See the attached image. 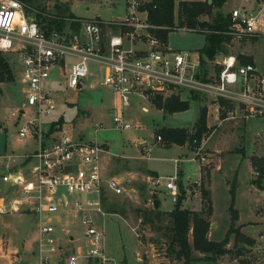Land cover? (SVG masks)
I'll use <instances>...</instances> for the list:
<instances>
[{
	"label": "built area",
	"instance_id": "1",
	"mask_svg": "<svg viewBox=\"0 0 264 264\" xmlns=\"http://www.w3.org/2000/svg\"><path fill=\"white\" fill-rule=\"evenodd\" d=\"M145 4L144 0H130L125 17L119 21L74 18L62 30L46 33L20 0H0V52L16 53L21 64L25 103L15 112L18 133L38 143L34 152L4 156L23 160L6 163L2 182L18 194L11 199L0 194V214L37 215V264L109 261L105 229L96 224L92 213L105 215V189L120 195L124 187L114 176L105 178L107 145L75 139L59 128L56 133H44V119L58 108L56 93L64 91V84L73 91L81 90L93 65L104 71L103 84L120 95V106L113 114L119 129L132 126L126 112L135 97L151 102L155 95L181 96L185 91L213 101L220 122L264 117V73L254 63L241 64L237 55L222 54L214 69L202 71L201 56L172 50L154 34L156 26L149 21ZM73 22H79V28H74ZM262 29L260 13L243 8L232 11L228 33L233 37L253 36ZM150 152L151 147L146 149ZM193 153L190 161H207L203 143ZM181 161L175 159L176 165ZM148 182L153 189H167L173 202L178 201V170L171 176L150 175ZM83 193H96V198L85 200L80 197ZM79 225L82 241L75 243L71 227ZM254 246L260 254L257 264H264V230L254 239ZM12 254L19 255V250H12Z\"/></svg>",
	"mask_w": 264,
	"mask_h": 264
},
{
	"label": "rangeland",
	"instance_id": "2",
	"mask_svg": "<svg viewBox=\"0 0 264 264\" xmlns=\"http://www.w3.org/2000/svg\"><path fill=\"white\" fill-rule=\"evenodd\" d=\"M57 1L58 3H68L71 13L77 19L100 17L108 21L124 16L129 0H43L42 4L47 9L53 10ZM144 1L148 3L151 0ZM181 1L183 0H176L177 10ZM257 1L228 0L226 10L229 9L232 13L233 7H240L250 12L253 9H249L253 8ZM262 2L264 3V1ZM183 28L185 27H180V29L176 27L174 31L170 32L168 48L189 52L195 57L200 56V52L207 45L206 35L203 32L189 31ZM254 36L256 38H252ZM226 46L229 54L238 55L241 52H246L254 56L258 68L264 73V29L253 36L233 37ZM222 54L224 53L216 54L212 60L206 56L204 66L209 70L214 69L215 61ZM4 55L14 70L15 80L0 81V194H5L11 199L18 193H12L11 189L8 190L2 182L1 176L6 172V163L14 164V162H21L23 159L15 157V161H12L4 156H21L34 152L38 148V143L30 137L22 138L18 133L19 125L16 124L15 112L25 103V95L22 92L23 84L21 83V64L16 53H4ZM91 72L92 74L87 77L81 90L73 91L64 84V91L60 94L56 93L58 108L44 119L45 135L50 133L52 124L57 123L59 126L57 129H61L62 134L67 133L75 139L84 141L96 140L100 143H109L111 152H117L119 146L123 145L125 150L132 151L135 155L139 153L138 156L145 154V151H142V147L135 142L139 138H145L143 150L146 147H151L152 152L150 159L140 161L148 168L158 170L162 176L174 174L175 167L169 158L171 156L178 157L182 152L192 155V152L187 146H174L173 149L160 146L156 139V132L164 127L193 129V125L200 116L201 105L208 106L209 99L195 98L185 91L180 97L189 100V109L170 114L152 106L149 101L139 100L135 97L129 107L130 113L126 116L132 126L128 129H119L114 122L113 114L115 109L120 106V95L103 84L104 71L100 70L98 66L93 65ZM144 106L147 107V110L143 109ZM59 121L62 124H59ZM101 123L103 127L100 126ZM210 123V132L203 140L206 142L204 151L208 158L207 164L202 168L203 179L206 182L211 168L215 167L216 162L212 161L215 156L212 154L216 153L215 147H219L218 149H222V152L218 155L223 158V168L225 172L227 171L225 177H227L230 187H234L237 181L239 185L234 191V208L240 214V220L235 221V228H239V230L234 233L230 232L225 254L214 260L201 259L193 262L194 264H257L260 262V254L255 249L254 239L256 240L264 230V177L260 168L264 166V117L248 121L238 119L220 122L215 119L213 109ZM120 164L114 162L106 164L105 161L104 173L105 178L114 176L117 179V175L122 174L123 179L120 181L124 192L116 195L109 189H105L102 196V208L105 215L93 212L92 216L96 224L105 229L104 242L109 257L107 264H143L136 256V250L139 249L141 240L133 228H136L141 234L140 237H144L146 241L150 238L155 241L160 240L163 233V227L161 228L158 222L154 224V233L151 236L150 228L141 221L145 206L144 200L153 199L157 197L158 193L162 209H173L176 203L173 202L167 189L156 190L150 187L146 178L144 179L147 171L139 162H130L127 165L122 164V166ZM115 166L117 167L115 168ZM249 167L252 168V171L250 181H247ZM137 170L142 172L128 173V171ZM221 172L223 173V170ZM235 172L238 174V178L235 177ZM252 181L253 183L260 181V188L257 184L256 187L251 186L249 182ZM203 189L208 190L205 185L201 192ZM185 193L187 194V191ZM201 195L203 197L202 193ZM232 195L233 193L227 190L226 181H223L215 194V218H211L209 232V238L212 240L224 239L231 227ZM69 196L71 197V195ZM80 197L89 200L96 198V193H83ZM151 207L155 209L152 200ZM183 207L192 210L187 200H183ZM214 220H216L217 227L212 232ZM243 226L244 229H242ZM71 230L74 233L80 232L81 234L82 232L80 225L71 227ZM245 236L252 238L253 243H248ZM37 237L38 217L36 214L32 212L0 214V247H2L0 264L37 262L34 254L37 248ZM15 248H19L21 251L18 258H15L11 252ZM200 255L202 254L199 252L195 254L198 258L203 257Z\"/></svg>",
	"mask_w": 264,
	"mask_h": 264
},
{
	"label": "trees",
	"instance_id": "3",
	"mask_svg": "<svg viewBox=\"0 0 264 264\" xmlns=\"http://www.w3.org/2000/svg\"><path fill=\"white\" fill-rule=\"evenodd\" d=\"M25 6L27 12L34 16L42 29L46 33L54 30H62L69 24L71 19H77L71 11L68 3H56L53 10L47 9L43 0H20ZM228 0H183L176 8V0H151L145 4L148 10L149 21L156 26L152 31L165 44H168L170 32L176 27L192 28L194 31L203 32L206 35L207 45L200 52L201 69L206 72V49H214L216 54L223 52L229 54L227 46L233 39V35L228 33L232 24V13H224L223 6ZM79 22H73L74 28H79ZM256 38V36L252 37ZM238 60L241 64L253 63L252 56L238 54ZM14 81L15 74L12 66L6 59L4 53L0 52V81ZM152 104L164 110L166 113H176L186 111L190 107L187 99H182L179 95L168 97L155 95L151 97ZM225 116V113L222 114ZM59 124H62L59 121ZM57 123L52 124L51 132H55ZM208 125V107L202 106L200 116L196 121L193 129L186 127H164L156 132L165 145L189 144L193 150L199 147L205 136L210 132ZM264 177V166L260 167ZM261 181V180H260ZM260 181L256 184L260 188ZM236 187H232L233 193L231 212V227L225 238L217 241L209 238L211 229V216L213 214L212 200L210 191L203 189V209L193 211L183 207L185 190L180 186V195L174 209L167 212L170 219L168 227V252L175 254L176 258L183 260V264H192L196 260H214L227 252L226 244L229 242L230 232H238L235 228V221L239 219L238 210L234 208ZM207 205V207H206ZM145 222L151 219L160 218L159 209H153L146 212ZM147 219V220H146ZM144 222V220L142 221ZM158 223V222H154ZM153 224V229L155 225ZM192 235V240L190 237ZM248 243L252 244L253 240L245 236ZM195 251L203 254V257H196Z\"/></svg>",
	"mask_w": 264,
	"mask_h": 264
},
{
	"label": "crops",
	"instance_id": "4",
	"mask_svg": "<svg viewBox=\"0 0 264 264\" xmlns=\"http://www.w3.org/2000/svg\"><path fill=\"white\" fill-rule=\"evenodd\" d=\"M130 1V0H129ZM127 1V6H126V12L124 14V16H122L121 18H117V19H111V20H108L107 22H111V21H119L121 19H123L128 11V2ZM264 1V0H262ZM261 0H258L255 5L253 6V8H250L249 10H252L256 13H260L261 16H263V13H264V3L262 2ZM228 5V1L225 3V5L223 6V9L222 11L223 12H230V10H226L227 6ZM237 8H240V7H233L232 9H237ZM231 9V10H232ZM244 9V8H243ZM232 10V11H233ZM246 10V9H245ZM98 19H101L100 17H96ZM264 18V17H263ZM103 20V19H101ZM106 21V20H104ZM242 54H245V55H248V56H252L250 54H247L246 52H241ZM253 58V63L258 67L257 63H256V60H255V57L252 56ZM192 97H195V98H204V97H200V96H192ZM210 104L207 106L208 107V125L209 127L211 126V123H210V118L212 116V112H213V109L215 111V108H216V105L214 104L213 101L209 100ZM152 104V102H150ZM152 106H154L152 104ZM204 106V105H201V107ZM155 107V106H154ZM161 111H164L162 109H159ZM165 112V111H164ZM130 113V109L127 110L126 112V116L127 114ZM215 119L218 120L217 118V115H216V111H215ZM196 123V122H195ZM195 125V124H194ZM193 125V127H194ZM57 126H55V131L58 132V129H57ZM192 127V128H193ZM187 128V127H186ZM55 132V133H56ZM130 138V137H129ZM134 138V137H133ZM156 139L159 143L160 146L162 147H165V148H168V149H173L174 146H181V147H188L191 152H192V155H189L188 152H182L179 154L178 157L176 156H171L169 159L171 160V162H173L174 164V174L176 173V171L178 170V173H179V185L183 186V190L187 191V194H185V198L184 200H187L189 205L191 206L190 209H192L193 211H201L203 209V198H202V195H201V189L205 187L210 191V194H211V200H212V205H213V214L211 216V218L213 217V219L215 218V205H216V202H215V199H216V192H218V190L220 189V186L222 185L223 181H226V187H227V190L230 192L232 187H230V184L228 182V179L227 177H225L227 175V171L225 172L224 168H223V158L220 157V152H222V149H218L219 147H215V154H212L213 156H215V158L212 159V161H215L216 162V165L215 167L211 168V173L209 175V177L207 178L206 182H204V179H203V173H202V168L207 164V161L205 162H192L190 161V159L194 156V150L192 149V147L189 145V144H185V145H178V144H171V145H165L161 140L159 141L158 140V137L156 135ZM145 138H139L137 139V141L135 142V144L139 145L140 147H142V151H145V154L143 155H140L138 156V154H133L132 151H127L125 150V148L122 146H119L118 148V151L117 152H111L110 151V146H109V143H105L107 145V148L109 149L108 153L105 154V157H104V163L106 161V164H108L109 162H114V163H117V164H120L122 166V164H129L130 162L131 163H134L135 161L136 162H139L141 165H143L145 167V171L147 174L146 176H144V179L146 178V181L147 183L149 184L148 182V178L150 175H158V176H162L160 175L159 171L158 170H154V169H150L148 168L145 164H143L142 161L140 160H145V159H150V154H147L146 153V149L149 148V147H146L145 150H143V144L145 143ZM206 142H203V147L205 146ZM36 150V149H35ZM28 154V153H27ZM210 154V153H209ZM222 154V153H221ZM177 158H181L182 161L181 163H179V165L177 166L176 163H175V159ZM208 159V158H207ZM117 166H115L116 168ZM223 170V173L221 172ZM114 171H117V170H114ZM251 171H252V168L249 167V171H248V174L249 176L247 177V181L249 180L250 178V174H251ZM142 171L140 170H137V171H128L129 174H138ZM174 174H171V175H174ZM228 174H229V171H228ZM234 174V173H233ZM171 175H168V176H171ZM118 179H123V176L122 174H118L117 175ZM235 177L238 178V174L235 172ZM196 181H200L201 182V187H199L197 184H196ZM250 181V180H249ZM249 184L253 187H256V183H253L252 182H249ZM150 185V184H149ZM238 181L235 185L236 188H238ZM151 187V185H150ZM150 192H152L150 190ZM189 192V193H188ZM158 196L159 194L157 193V197H154L153 199H145L144 200V210L142 211V221L144 220L143 223H145L149 228H150V235L152 236V234L154 233L153 232V224L154 222H159V225L161 226V228L163 229V233L161 234L160 236V240H153V238L150 240L148 239V241H146L144 239V237H139L140 238V246H139V249L136 250V256H137V259L142 262L143 264H183V260H180L178 258H176L175 254L173 253H170L168 252V245H169V241H168V227L170 226V219L168 217V214L167 212H170L172 211L173 209H162V203H161V200L158 199ZM158 199L159 200V207L158 209L160 210L161 212V215H160V218H156L154 219V222H152L153 220L151 219L150 221H146L145 222V213L146 212H151L153 210V208L151 207V200H152V205H154V201ZM257 206V204L255 205V207ZM254 207V208H255ZM155 208V206H154ZM186 208V207H185ZM157 209V208H155ZM239 217H240V214H239ZM147 220V219H146ZM240 220V218H239ZM240 222V221H239ZM243 223V222H241ZM217 227V223H216V220L213 221V225H212V229L214 232V229H216ZM242 229H244V226L242 227ZM190 237H191V240H192V235L190 234ZM82 241V239H80V232H76L75 233V240L74 242L75 243H79V241ZM2 249V247H0V250ZM13 250H19V254L21 253L20 249L19 248H15ZM35 251V250H34ZM12 252V251H11ZM198 251H195L194 254H196ZM200 253V252H199ZM202 254V253H201ZM174 256V257H172ZM200 256H203L200 255ZM15 258H18V255L15 256ZM176 258V259H174ZM22 264V263H21ZM27 264H37V262H30V263H27ZM128 264V263H126ZM194 264V262L192 263Z\"/></svg>",
	"mask_w": 264,
	"mask_h": 264
},
{
	"label": "water",
	"instance_id": "5",
	"mask_svg": "<svg viewBox=\"0 0 264 264\" xmlns=\"http://www.w3.org/2000/svg\"><path fill=\"white\" fill-rule=\"evenodd\" d=\"M215 55H216V51H215L214 49H212V48H210V47H208V48L206 49V56H207L208 59H210V60L214 59ZM58 127H59V126H58ZM159 205H160L159 200L156 199V200L154 201V206H155V208H158Z\"/></svg>",
	"mask_w": 264,
	"mask_h": 264
}]
</instances>
